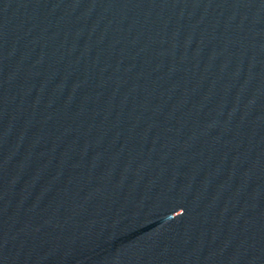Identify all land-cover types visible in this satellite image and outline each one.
Returning a JSON list of instances; mask_svg holds the SVG:
<instances>
[{
	"label": "water",
	"instance_id": "water-1",
	"mask_svg": "<svg viewBox=\"0 0 264 264\" xmlns=\"http://www.w3.org/2000/svg\"><path fill=\"white\" fill-rule=\"evenodd\" d=\"M0 264H264V0H0Z\"/></svg>",
	"mask_w": 264,
	"mask_h": 264
}]
</instances>
